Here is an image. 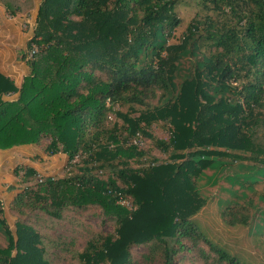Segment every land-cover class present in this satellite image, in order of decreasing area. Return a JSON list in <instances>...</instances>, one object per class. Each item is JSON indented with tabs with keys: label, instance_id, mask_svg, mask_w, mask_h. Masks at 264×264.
<instances>
[{
	"label": "trees",
	"instance_id": "obj_1",
	"mask_svg": "<svg viewBox=\"0 0 264 264\" xmlns=\"http://www.w3.org/2000/svg\"><path fill=\"white\" fill-rule=\"evenodd\" d=\"M0 1L10 15L25 9L18 0ZM179 1H41L39 26L27 41L38 51L23 56L28 74L17 87L0 72V148L47 137L45 153L66 154L74 172L39 178L34 167L17 166L25 185L9 204L14 233L0 200V264H63L54 222L90 205L115 230L90 233L75 252L80 264H243L191 217L206 202L197 183L212 158L264 164V137L252 135L256 124L264 126V0H194L220 12L227 6L233 18L219 24L195 15L182 42L170 46ZM49 12L65 30L103 19L89 30L86 46H73L42 29ZM15 92L16 99H3ZM117 104L144 109L137 117L119 115ZM114 113L122 123L110 118ZM153 122L166 139L152 134ZM140 134L169 160L150 159L133 142ZM142 158L151 161L131 167ZM252 193L227 205L223 221L247 224ZM133 246L141 247L138 254Z\"/></svg>",
	"mask_w": 264,
	"mask_h": 264
},
{
	"label": "rangeland",
	"instance_id": "obj_2",
	"mask_svg": "<svg viewBox=\"0 0 264 264\" xmlns=\"http://www.w3.org/2000/svg\"><path fill=\"white\" fill-rule=\"evenodd\" d=\"M26 1L27 0H18V4L21 7L23 5L25 9L21 12L19 11L15 15L8 14L0 1V36L6 28L10 27L13 28L12 31L15 32V35L18 37L17 41H19L16 50V64L21 73L19 72L18 74L20 78L17 82V87L20 86L19 84H21L24 77L29 72L23 56L28 48L26 43L29 38L27 39V37L29 36L31 38L35 29L39 26L38 8L42 0H32L30 6H28V2ZM197 4L198 3L194 0H181L177 2L175 11L180 19V23L174 30V35L169 40L168 45H176L182 42L184 35H186L187 26L195 15L199 18H205L208 15L219 24H222L224 20L228 22L233 18L227 6L224 7L223 12H220L214 10L213 5ZM48 14L49 16H47V21H45L42 29L46 33L49 31L54 34V36L60 37L67 45L73 44V46H86L91 39L89 30L93 32L94 28L91 27L97 21L101 22L103 19V17L96 18V20L88 21L85 26H78L71 30L67 28V30H65L64 28L66 27L63 25L65 22L62 23L61 26H54V24L51 23L52 21L50 22L53 15L50 16L51 12ZM60 14L62 17L65 15L62 11ZM15 16L17 17V21L14 20ZM35 16L36 18L34 19ZM25 21H27L30 26H28V29H25L23 26ZM241 23H243V21L240 22V24ZM107 25L111 26L110 22H107ZM113 25L115 26V24ZM172 57L173 55L169 53V59ZM15 93H17L18 96V92ZM143 109V106L136 104L115 105V111L119 113V115L127 114L130 117H137ZM110 118L116 122L122 123L121 118L116 113L113 114V118L112 115ZM151 130L155 137L161 139L167 138L168 132L163 129L159 122H153ZM252 135L256 137V141H260L262 137H264V126L261 122L254 126ZM135 139L137 140L135 144L140 146L143 150H146L150 159L155 158L157 162L169 160L167 154L155 146L153 138L141 135ZM48 142L49 138L44 137L38 144L34 143V152L32 155L30 157H25L21 162L13 164L14 167L12 171L9 169L8 178H4L5 182H0L3 188L6 189V197L3 198V205L5 206L3 216L13 233L16 228V217L9 210V204L25 185L21 181L23 171L20 170L18 174H15L17 166H35L41 174L39 178L42 176L60 178L71 174V171L74 169V166L67 164V155V160L63 163L60 162L59 159L58 168L50 167L51 164L58 160L55 159L57 155L50 156L45 153V147ZM246 155L251 156L249 152ZM53 159L55 160L53 161ZM146 159L147 160H144L142 158V160L139 161H132L130 165L131 167L144 166L151 161L148 158ZM75 161H79L78 157L71 163ZM211 161H213L211 166H208L207 169L203 171L197 183V189L200 195L205 197L206 202L191 218L209 240L215 245L225 249L230 254L235 255L241 263L264 264V164H258L252 159L244 160L243 163L245 164L227 159L218 161L216 158H212ZM245 183H251L249 189L251 192L253 191V193L249 195L253 203L250 208L252 217L245 225L227 224L223 221L221 213L227 205L233 202H243L244 193L249 191ZM69 213L70 214L65 218L66 221L61 219L54 222L53 230H57V232H55L57 236L55 237L59 240L58 246L63 250L62 253L66 255L64 256L66 259L63 264H80L75 252L82 250L87 240L86 237L93 232L112 233L115 230V224L110 220H106L101 209L94 205H90L87 209H84L83 212L75 211L72 213L69 211ZM0 240L2 242L1 235ZM140 248V246H133V253L138 254ZM182 264L192 263L186 260L185 262L183 261Z\"/></svg>",
	"mask_w": 264,
	"mask_h": 264
},
{
	"label": "crops",
	"instance_id": "obj_3",
	"mask_svg": "<svg viewBox=\"0 0 264 264\" xmlns=\"http://www.w3.org/2000/svg\"><path fill=\"white\" fill-rule=\"evenodd\" d=\"M36 16L34 17V19ZM14 20L17 21V17H14ZM30 27V26H29ZM13 28H6L3 31V34L0 36V72L4 75L10 77L13 79L15 85L17 86V82L19 81L18 74L20 72L18 65L16 64V50L18 47V37L15 35V32L12 31ZM30 30V29H29ZM28 31V30H27ZM30 39L28 36L27 39ZM27 44V43H26ZM23 71V70H21ZM21 73V72H20ZM20 85V84H19ZM17 97V93H11V94H5L3 96V99L8 100H14ZM32 146V147H30ZM34 144H23V145H16L12 146L10 148L1 149L0 148V182L4 181V178H8L9 175V169L12 171V168L14 167L13 164L17 162L23 161L25 157H30L33 150ZM29 152H28V151ZM57 157L58 161L52 162L50 167L52 168H58L59 166V159L60 162H64L67 160V156L64 153H57L55 156ZM63 156V157H62ZM53 159V161L55 160ZM58 163V164H57ZM37 169L33 165H29ZM6 197V189L3 188L2 183H0V200L3 204V198ZM4 211L5 206L3 205Z\"/></svg>",
	"mask_w": 264,
	"mask_h": 264
},
{
	"label": "built area",
	"instance_id": "obj_4",
	"mask_svg": "<svg viewBox=\"0 0 264 264\" xmlns=\"http://www.w3.org/2000/svg\"><path fill=\"white\" fill-rule=\"evenodd\" d=\"M23 26H24L25 29H28L29 28L28 27L29 24L27 23V21H25L23 23ZM37 51H38V46L36 44H32L31 47L30 48H27L26 51H25L26 59H31L33 57V55L35 53H37ZM133 142L136 143L137 140L134 138L133 139ZM121 203L130 206V204H129V202L127 200H123V201H121Z\"/></svg>",
	"mask_w": 264,
	"mask_h": 264
}]
</instances>
